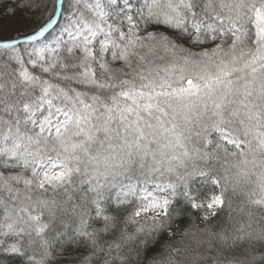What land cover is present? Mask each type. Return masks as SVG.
Returning <instances> with one entry per match:
<instances>
[{
  "label": "snow or ice",
  "instance_id": "snow-or-ice-1",
  "mask_svg": "<svg viewBox=\"0 0 264 264\" xmlns=\"http://www.w3.org/2000/svg\"><path fill=\"white\" fill-rule=\"evenodd\" d=\"M0 264H264V0H0Z\"/></svg>",
  "mask_w": 264,
  "mask_h": 264
}]
</instances>
